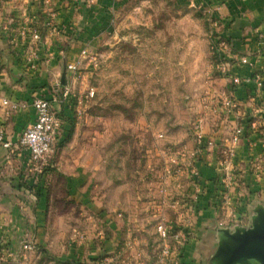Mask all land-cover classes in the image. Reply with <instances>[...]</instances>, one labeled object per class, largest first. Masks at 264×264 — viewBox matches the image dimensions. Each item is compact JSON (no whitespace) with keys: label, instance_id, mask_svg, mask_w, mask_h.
Returning <instances> with one entry per match:
<instances>
[{"label":"rangeland","instance_id":"rangeland-1","mask_svg":"<svg viewBox=\"0 0 264 264\" xmlns=\"http://www.w3.org/2000/svg\"><path fill=\"white\" fill-rule=\"evenodd\" d=\"M211 11L180 0H129L113 13L104 38L85 47L76 70L66 64L54 75L61 106L70 100L67 113L57 109L61 128L54 150L47 164L17 175L19 189L36 195L34 202L42 198L46 244L35 251L33 233L24 232L13 250L9 234L16 227L0 220V262L11 256L30 261L32 255V264H182L192 227L186 181L195 176L192 160L210 144L196 133L195 81L214 78L213 67L226 72L222 47L227 42ZM48 20L28 23L43 38ZM22 24L9 37L22 67L7 73L8 89L22 84L47 58L38 56L42 38L21 39ZM255 35L264 47V23ZM195 64L205 70L195 71ZM43 86L53 92L50 84ZM0 102L7 119L26 107L5 95ZM240 123L247 126L248 120ZM263 165L258 158L251 161L255 178L264 173ZM77 174L81 181L70 184ZM160 223L171 227L166 237L158 233ZM178 232L182 238L174 237ZM24 242L33 249L24 250Z\"/></svg>","mask_w":264,"mask_h":264},{"label":"crops","instance_id":"crops-1","mask_svg":"<svg viewBox=\"0 0 264 264\" xmlns=\"http://www.w3.org/2000/svg\"><path fill=\"white\" fill-rule=\"evenodd\" d=\"M128 1L0 0V98L5 95L26 105L8 119L2 110L4 107L0 106V121H5V139L13 145L10 149L0 145V220L16 227L11 228L9 234L11 246L15 251L24 232L33 233L35 251L39 245L46 244V235L41 230L39 218L42 214V198L39 197L40 201L34 202L36 195L18 187L17 175H26V170L32 171L31 166H38L30 161L27 150L16 145L21 132L35 118V111L30 105L31 99L34 96L59 97L54 90L57 81L52 79L54 75H58L64 65L74 60L81 49L89 46L92 41L104 38L113 13ZM180 1L182 4L185 1L189 6L195 3L212 7L211 12L218 17L219 34L227 42L222 47L226 72L219 74L213 67L216 73L214 78L210 76L207 81L200 78L195 81V107L192 108L198 128L196 133L204 142L208 141L210 144L192 160V167L197 171V175L186 181L192 202V227L181 260L182 264H208L218 242L219 230L235 225L248 227L255 209L264 205V173L255 178L250 169L254 157L264 164V88L257 89L253 81L256 74L264 80V47L260 48L254 37L256 30L264 23V0ZM50 17L58 31L44 32L45 35L41 37L42 48L38 50L39 57L47 55V58L44 62L36 64V75L32 76L34 71H31L22 84L17 83L9 89L6 88L7 73H16L22 67L17 59L18 47H13L9 41L12 30L27 20L37 25L44 24ZM242 55H246L252 64L240 63L238 57ZM194 70L201 72L205 68L195 64ZM209 70L206 69V72ZM151 71L159 72L154 69ZM46 72L50 80H47ZM46 84H50L53 92L49 91L48 86L46 92L42 90L44 88H39ZM227 101H230L232 106L231 110L225 113ZM61 105L59 103L56 107L58 110L64 109L65 114L70 100L69 103L65 100L63 106ZM245 119L248 120L247 126H243L244 134L234 147V156L227 168L237 173L239 180L226 187L225 171L220 163L227 158L224 152L231 146L233 128L243 124L240 122ZM62 127L65 128H62L63 133H66V118L62 119ZM187 176L185 178H188ZM82 178L81 174L74 175L70 178V184L74 185ZM180 185L178 184V187ZM254 190L256 192H253ZM227 195L231 207L222 212L220 205L223 196L225 198ZM29 258L30 261H25L11 256L0 264H32V255Z\"/></svg>","mask_w":264,"mask_h":264},{"label":"built area","instance_id":"built-area-1","mask_svg":"<svg viewBox=\"0 0 264 264\" xmlns=\"http://www.w3.org/2000/svg\"><path fill=\"white\" fill-rule=\"evenodd\" d=\"M27 1V0H24ZM29 20L25 21L24 24L21 25V39L29 36L30 39L34 42L35 40H39L41 38V32L37 28H33L28 23ZM48 28L47 31L57 32L58 28L55 22L52 20H48L47 22ZM87 54V49L84 47L78 54V58L76 61L70 62L67 64V69L70 71H74L77 68L78 63L82 58H84ZM239 62L242 64L251 65V61L247 56H241L238 58ZM253 81L257 89L264 88V81L259 74L254 76ZM67 92L64 93V97H66ZM6 103V101H4ZM60 99L58 97L45 98L41 96H34L31 99L30 105L33 107L35 111L34 121L29 124L19 135L16 145L25 149L29 152V158L32 163L37 164L38 166H43L47 164L48 158L52 153V149L56 142V138L58 137V133L61 127V119L57 112L56 105H59ZM225 109L229 112L231 110L230 101L225 102ZM244 134V128L242 125H237L232 130L231 135V147L228 151L227 158H225L220 166L225 171L224 183L225 186L228 187L234 183H236L235 174L233 171H229L227 168L230 166V161L233 157V148L237 145ZM200 139L201 136L198 135ZM0 145L3 147L10 149L13 145L10 141L3 138L0 135ZM234 146V147H233ZM194 175H197L196 170H192ZM230 199L227 195L225 198L223 196V201L220 206L221 209H226L230 207ZM192 208V207H191ZM158 233L161 237H166L171 227H167L165 224H158L157 226ZM175 238H182V233L178 232L174 235ZM186 238V235H185ZM24 250H32L33 246L24 242L22 244Z\"/></svg>","mask_w":264,"mask_h":264},{"label":"water","instance_id":"water-1","mask_svg":"<svg viewBox=\"0 0 264 264\" xmlns=\"http://www.w3.org/2000/svg\"><path fill=\"white\" fill-rule=\"evenodd\" d=\"M208 264H264L263 207L255 209L250 226L235 225L219 230Z\"/></svg>","mask_w":264,"mask_h":264}]
</instances>
